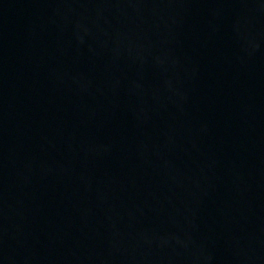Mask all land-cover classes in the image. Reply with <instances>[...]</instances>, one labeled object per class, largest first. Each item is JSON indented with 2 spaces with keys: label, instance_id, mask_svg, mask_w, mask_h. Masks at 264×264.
Listing matches in <instances>:
<instances>
[{
  "label": "water",
  "instance_id": "95a60500",
  "mask_svg": "<svg viewBox=\"0 0 264 264\" xmlns=\"http://www.w3.org/2000/svg\"><path fill=\"white\" fill-rule=\"evenodd\" d=\"M0 264H264V0H0Z\"/></svg>",
  "mask_w": 264,
  "mask_h": 264
}]
</instances>
